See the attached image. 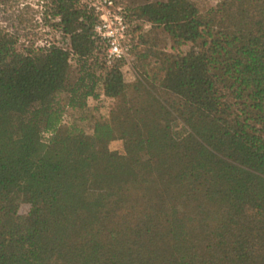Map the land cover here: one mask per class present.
<instances>
[{
  "label": "trees",
  "instance_id": "obj_1",
  "mask_svg": "<svg viewBox=\"0 0 264 264\" xmlns=\"http://www.w3.org/2000/svg\"><path fill=\"white\" fill-rule=\"evenodd\" d=\"M124 6L133 56L145 26L192 44L131 93L81 0L45 2L68 46L0 26V264H264V0ZM97 87L86 133L64 109Z\"/></svg>",
  "mask_w": 264,
  "mask_h": 264
},
{
  "label": "rangeland",
  "instance_id": "obj_2",
  "mask_svg": "<svg viewBox=\"0 0 264 264\" xmlns=\"http://www.w3.org/2000/svg\"><path fill=\"white\" fill-rule=\"evenodd\" d=\"M162 0H123L127 7L135 8L149 2ZM201 13H206L210 7H215L221 0H194ZM46 0H0V26L6 28L10 32L18 35L17 47L19 49L33 45L44 46L55 43L61 46H68L67 37L62 32L53 27L52 19L44 17ZM119 2V1H117ZM141 39L147 43H140L136 48V56L131 54L129 64L124 63L122 70L124 72L125 81L129 85V93H131V84L138 78H145L152 74L157 65L156 55L160 52H170L180 50L186 52L191 48L192 44L187 43L176 49L172 46L170 37L158 26H145L142 28ZM146 52V56H139ZM73 79H76V63L72 61ZM133 66V67H132ZM98 96L89 97L86 105L82 108H72L65 106V119L68 123H73L84 132L89 133L95 120L107 118L110 109L116 100L105 97L101 94L100 87H97ZM61 104L65 103V94H61ZM110 150L123 152V145L120 139L110 141L108 145ZM28 203H20L18 213L25 215L29 210Z\"/></svg>",
  "mask_w": 264,
  "mask_h": 264
},
{
  "label": "built area",
  "instance_id": "obj_3",
  "mask_svg": "<svg viewBox=\"0 0 264 264\" xmlns=\"http://www.w3.org/2000/svg\"><path fill=\"white\" fill-rule=\"evenodd\" d=\"M96 16L94 34L104 43V61L112 65L131 60V36L125 19V6L116 0H81Z\"/></svg>",
  "mask_w": 264,
  "mask_h": 264
}]
</instances>
